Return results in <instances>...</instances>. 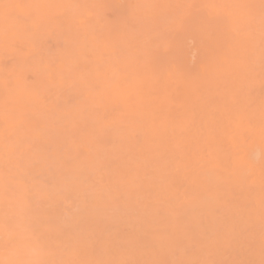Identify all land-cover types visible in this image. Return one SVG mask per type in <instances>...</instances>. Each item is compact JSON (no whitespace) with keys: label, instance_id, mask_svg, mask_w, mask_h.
<instances>
[{"label":"rangeland","instance_id":"1","mask_svg":"<svg viewBox=\"0 0 264 264\" xmlns=\"http://www.w3.org/2000/svg\"><path fill=\"white\" fill-rule=\"evenodd\" d=\"M263 25L264 0H0V264H264V156L230 182L214 126L264 127Z\"/></svg>","mask_w":264,"mask_h":264},{"label":"bare ground","instance_id":"2","mask_svg":"<svg viewBox=\"0 0 264 264\" xmlns=\"http://www.w3.org/2000/svg\"><path fill=\"white\" fill-rule=\"evenodd\" d=\"M249 4V3H248ZM252 3H250V5H251ZM255 4V3H254ZM249 6V5H248ZM250 7V6H249ZM253 7V6H252ZM262 8V7H261ZM263 10V9H262ZM251 11V10H250ZM255 11V10H254ZM249 12V11H248ZM260 12H261V9H260ZM261 14V13H260ZM257 15V14H256ZM257 18V17H256ZM259 18V17H258ZM260 23V22H259ZM209 24V23H208ZM212 24V23H211ZM210 24V25H211ZM212 26V25H211ZM217 26V25H216ZM263 27H264V25H263ZM262 27V28H263ZM211 28V27H210ZM203 30V29H202ZM207 30V29H206ZM209 36V35H208ZM240 36H242L241 34H240ZM222 39V38H221ZM182 45H184V44H182ZM181 44H180V46H182ZM186 45V44H185ZM179 46V47H180ZM205 46V45H204ZM186 47V46H185ZM216 47V46H215ZM176 48V47H175ZM210 49V48H209ZM175 50V49H174ZM181 50V49H180ZM178 52V51H177ZM181 52V51H180ZM208 52V51H207ZM208 53H210V52H208ZM181 54H182V52H181ZM180 56H182V55H180ZM186 56V55H185ZM178 58H179V56H178ZM203 58V57H202ZM201 58V59H202ZM212 58H213V55H212ZM175 59V58H174ZM173 59V60H174ZM169 60V59H168ZM172 61V60H171ZM179 61V60H178ZM187 61V60H186ZM168 62V61H167ZM175 62V61H174ZM185 62V61H184ZM188 63V62H187ZM182 65H183V63H182ZM184 67H181L180 65H179V67L182 69V68H184V69H187L189 66H185V65H183ZM232 66H233V68L235 69L232 73H235V72H237L238 74H240L241 72L239 71V70H243L244 68H245V65L244 64H242V63H240L238 60H236V59H234L233 60V63H232ZM186 67V68H185ZM190 68V67H189ZM188 68V69H189ZM191 69V70H190ZM189 70L190 71H192V68H190ZM238 69V70H237ZM255 69V68H254ZM162 70V69H161ZM194 70V69H193ZM184 71V70H183ZM188 72L189 74L191 73V72ZM198 71V70H197ZM200 71V70H199ZM134 72V71H133ZM185 72H187L186 70L184 71V73ZM139 74V73H138ZM186 74V73H185ZM191 76V75H190ZM193 76V75H192ZM158 79V78H157ZM197 80V79H196ZM157 81H159V80H157ZM181 81V80H180ZM193 81V80H192ZM225 81V80H224ZM199 83H202V85H204V83L205 82H200V81H198ZM231 82H233V81H231ZM236 82V81H235ZM234 82V84L232 83V85H234V87H235V85L237 86V85H239V84H237V83H235ZM238 82H240V81H238ZM256 82V81H255ZM254 82V83H255ZM241 83V82H240ZM250 83H252L251 81H250ZM249 83V84H250ZM180 84V83H179ZM181 84H183V83H181ZM181 84H180V86H181ZM194 84V83H193ZM195 84H197V85H199L198 83H197V81L195 82ZM194 84V85H195ZM261 84V83H260ZM174 85V84H173ZM190 85H192V83L190 84ZM190 85H186V87H188V89L191 91V89H190ZM170 86V85H169ZM172 86V85H171ZM175 86V85H174ZM250 86H251V84H250ZM173 87V86H172ZM195 87H196V85H195ZM195 87H192V88H194L195 89ZM198 87V86H197ZM197 87H196V90H197ZM238 87H240V86H238ZM171 88V87H170ZM172 89V88H171ZM170 89V91L172 92L173 90H171ZM173 89H174V87H173ZM184 89V88H183ZM250 89V88H249ZM249 89H248V92H249ZM196 90H195V92H196ZM199 90H200V88H199ZM242 90V89H241ZM185 91V90H184ZM188 91V90H187ZM217 91V90H216ZM164 92V91H163ZM183 92V91H182ZM189 92V91H188ZM187 92V93H188ZM192 92V91H191ZM194 92V91H193ZM197 92H199V91H197ZM243 92V91H242ZM170 93V92H169ZM184 93H186V91L184 92ZM183 93V94H184ZM214 93H215V91H214ZM221 93V92H220ZM247 93V92H246ZM208 94H209V96H207V97H209V98H211V97H213V95H212V93L210 94L209 92H208ZM208 94H206V95H208ZM216 94V93H215ZM214 94V95H215ZM219 94V93H218ZM192 95H193V93H192ZM210 95H212V96H210ZM193 96H195V95H193ZM216 96V95H215ZM237 96H239V95H237ZM245 96V95H244ZM198 97V96H197ZM247 97V96H246ZM176 98V97H175ZM182 98V97H181ZM186 98H188V97H186ZM185 99V98H184ZM189 99H190V97H189ZM188 99V100H189ZM201 99V98H200ZM207 99V98H206ZM212 99V98H211ZM221 98H219V100L217 101V103H216V108L217 109H219L220 107H221V102H222V100H220ZM168 100H169V97H168ZM170 101V100H169ZM186 101V100H185ZM211 101V100H210ZM245 102H247L246 100H244ZM168 102V101H167ZM183 102H184V100H183ZM201 102V101H200ZM244 103V102H243ZM247 104H248V102H247ZM167 106V105H166ZM188 107H189V105H188ZM188 107H187V109H188ZM186 108V107H185ZM191 108H192V106H191ZM251 108V107H250ZM253 108H255V107H253ZM253 108H252V110H253ZM195 112V111H194ZM186 113V112H185ZM235 115H236V113L235 112H233V110L232 111H230V112H226V113H224V114H221L219 117H218V122H214V126H215V128L216 129H218L219 131H222L223 133H225V136H226V138H227V140H228V144L230 145L229 146V150L231 151L232 150V152H231V154H230V157L233 159V161H234V163H235V169L234 170H237V172L236 171H234V173L233 174H231V175H229L228 177H227V179L230 181V182H236L237 184H240V185H242L243 186V180H244V177H243V173L245 174V171H244V169H243V166H246L247 164H248V161H249V159H254V158H252L251 157V154H255V155H257L258 153V150H260V153H262V155L264 156V127H262L261 129H258L257 130V133L255 132V128H254V126L248 121V116H247V114H245V117H244V115H240V116H237V117H235ZM193 117V116H192ZM235 117V118H234ZM184 118H186V116L184 117ZM234 118V119H233ZM204 119V118H203ZM246 119V121L244 122V120ZM231 121H234V122H237V123H239L240 125H239V127H238V130L236 131V133L235 134H227L226 133V131H225V123H229V122H231ZM244 122V123H243ZM261 124V123H260ZM263 126H264V124H263ZM246 133H249V136H246ZM258 134V135H257ZM261 138L263 139V142H262V144H263V152H261V149L259 148V144L257 143V141L259 140H261ZM220 141V140H219ZM221 141H223V139L221 140ZM261 142V141H260ZM220 143V142H219ZM213 144H214V142H213ZM214 149H216V148H214ZM229 152V151H228ZM252 152V153H251ZM226 153V152H225ZM224 152L222 153V155L223 154H225ZM221 155V156H222ZM254 157H256V156H254ZM260 157V156H259ZM258 157V158H259ZM215 157L214 156H212V159H214ZM217 158V157H216ZM257 158V159H258ZM227 159V158H226ZM259 160V159H258ZM261 160V159H260ZM218 160H216V162H217ZM254 162H255V164H257L256 163V161L255 160H253ZM253 161H251V162H253ZM216 162H215V164H216ZM260 162H262V161H260ZM264 162V161H263ZM207 163H208V161H207ZM232 163V162H231ZM217 165V164H216ZM230 167H231V165H230ZM251 167V166H250ZM237 168V169H236ZM213 169V168H212ZM242 169H243V173H242ZM249 170V169H248ZM248 170H246V172L248 171ZM230 171V170H229ZM233 171V170H232ZM211 172V171H210ZM263 172V171H262ZM224 173V172H223ZM208 177V176H207ZM212 178V177H211ZM139 179H141V178H139ZM207 180H209V178L207 179ZM211 180V179H210ZM255 180H260V178H259V176H253V179H252V181H251V183L252 182H254ZM247 185H249V184H247ZM117 186H119V185H117ZM203 186V185H202ZM211 189V188H210ZM263 199V198H262ZM250 205H251V203H250ZM262 207V206H261ZM260 213V212H259ZM264 213V212H263ZM263 213L261 214V216H263ZM194 219V218H193ZM263 219V218H262ZM255 224H256V222H255ZM254 224V225H255ZM261 233V232H260ZM3 235V234H2ZM18 239V238H17ZM120 263V262H119Z\"/></svg>","mask_w":264,"mask_h":264}]
</instances>
